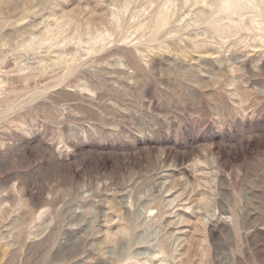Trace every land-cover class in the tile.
<instances>
[{
	"label": "rangeland",
	"instance_id": "374dc122",
	"mask_svg": "<svg viewBox=\"0 0 264 264\" xmlns=\"http://www.w3.org/2000/svg\"><path fill=\"white\" fill-rule=\"evenodd\" d=\"M0 264H264V0H0Z\"/></svg>",
	"mask_w": 264,
	"mask_h": 264
}]
</instances>
